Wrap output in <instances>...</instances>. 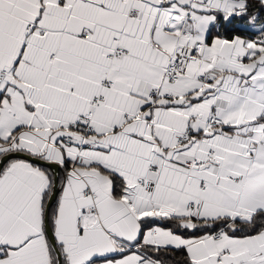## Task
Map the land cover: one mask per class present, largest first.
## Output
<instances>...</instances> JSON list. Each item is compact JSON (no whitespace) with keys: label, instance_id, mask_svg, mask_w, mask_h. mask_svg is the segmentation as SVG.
I'll return each mask as SVG.
<instances>
[{"label":"snow or ice","instance_id":"obj_1","mask_svg":"<svg viewBox=\"0 0 264 264\" xmlns=\"http://www.w3.org/2000/svg\"><path fill=\"white\" fill-rule=\"evenodd\" d=\"M0 264H264V0H0Z\"/></svg>","mask_w":264,"mask_h":264}]
</instances>
